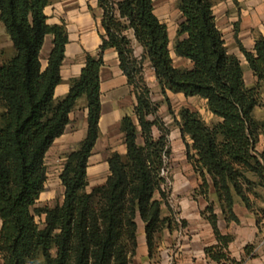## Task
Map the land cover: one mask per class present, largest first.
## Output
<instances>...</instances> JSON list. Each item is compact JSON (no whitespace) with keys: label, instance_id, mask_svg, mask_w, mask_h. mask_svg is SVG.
Listing matches in <instances>:
<instances>
[{"label":"trees","instance_id":"16d2710c","mask_svg":"<svg viewBox=\"0 0 264 264\" xmlns=\"http://www.w3.org/2000/svg\"><path fill=\"white\" fill-rule=\"evenodd\" d=\"M48 4L49 0H0V22L14 50L0 64L3 264H132L139 222L145 225L150 254L157 235L173 230L171 217L162 216L167 198L162 172L171 155L169 130L144 76L146 62L164 96L171 92L203 99L218 119L208 124L199 112L183 108L179 113L178 127L187 160L201 179V194L208 201L213 186L227 222H239L236 197L252 210L250 196L264 189V120L254 117L255 109L263 107L264 37H256L253 51L238 42L257 78L248 87L240 60L229 53L216 24L212 0H177L182 21L173 51L189 60L190 68L175 66L168 26L156 15L153 0H97L103 11L102 43L96 55L86 53L80 75L71 79L67 95L57 101L69 36L64 24L49 25ZM130 30L143 48L140 59L134 56ZM47 35L53 36V47L43 68L41 50ZM110 48L117 52L136 104L133 114L121 120L126 154L109 155L106 182L88 193V163L99 138L101 69ZM80 98L87 101L88 127L59 175L65 189L63 202L34 209L48 181L47 152L65 133ZM204 213L219 242L206 254L216 262L228 261L223 250L233 237L220 233L212 203ZM36 215L45 216L43 229Z\"/></svg>","mask_w":264,"mask_h":264},{"label":"crops","instance_id":"0c3cea01","mask_svg":"<svg viewBox=\"0 0 264 264\" xmlns=\"http://www.w3.org/2000/svg\"><path fill=\"white\" fill-rule=\"evenodd\" d=\"M153 1L156 15L168 26L169 47L174 64L183 65L185 68L192 67L189 60L177 57L173 51L178 23L182 21L181 13L176 9L179 21L175 26L170 27L169 19L157 14L156 0ZM166 2L168 9H171L177 0H166ZM212 2L216 24L223 34L229 53L240 60L245 83L248 87H253L257 83V78L241 52L238 42L247 50L253 51L256 37H264V0H212ZM45 14L49 25L64 24L69 36L65 60L61 67L63 82L57 86L55 91V100L58 101L67 95L71 79L80 75L85 65L86 53L92 55L98 53L102 43L101 35L105 33L101 23L103 11L98 7L97 0H49ZM130 37L135 39L132 30ZM52 42L53 36L47 35L41 50L43 68L47 66V60L53 47ZM141 50L143 52L142 47ZM13 53L14 50L10 57ZM104 61L101 69L102 108L99 138L89 158V184L90 182L99 183L102 178L109 176L107 159L112 152L126 154L124 135L120 125L125 115L133 114L136 104L132 88L120 68L117 52L112 48L107 49L104 53ZM169 93L171 92H167ZM176 95L184 96L183 94ZM262 97L264 101V92ZM201 100L205 103L209 119L217 121L218 119L208 111L206 101ZM262 114V107L255 109L256 119H262ZM87 115V101L85 98H80L75 109L70 113V123L65 133L56 139L47 152L46 164L50 160L55 167L58 165H60L59 168L63 167L64 155L75 150L85 138L88 127ZM186 164V173L180 170L172 172L173 193L170 199L171 204L173 201L178 203L176 221L180 224L179 228L165 229L159 235L153 252L150 254L145 225L139 222L138 248L132 264H264V189L259 188L257 195L250 196L252 210H249L238 197L235 198L234 212L239 222H227L219 206L215 209L220 233L223 236L233 237L232 242L223 250L228 254L229 260L216 262L206 254L207 248L217 246L219 243L204 213L209 203L204 197L195 196L194 190L200 185V180L192 171V166L189 163ZM89 186L87 187L88 193L94 188L89 190ZM64 191L63 187V193ZM43 194L44 192L41 196ZM215 198V190L211 185L210 199L213 201ZM169 214V210L163 206L162 216L166 217ZM1 226L0 219V229ZM0 264H3L1 257Z\"/></svg>","mask_w":264,"mask_h":264},{"label":"rangeland","instance_id":"374dc122","mask_svg":"<svg viewBox=\"0 0 264 264\" xmlns=\"http://www.w3.org/2000/svg\"><path fill=\"white\" fill-rule=\"evenodd\" d=\"M166 3H167L166 0H156L157 14L162 18L169 19V25H170V27H173L179 21V14L176 10L177 9V2H176V4H173L171 9H168ZM130 31L127 32V35L133 42L134 56L136 58L140 59L141 55L143 53L141 50V46L136 42L135 39L131 38L132 36L130 37ZM12 52H13V48H12V44L10 42L9 36L6 33L4 26L0 22V62L9 58L10 55L12 54ZM175 66L178 68H185V67H183V65L176 64ZM144 76L146 78L147 84L151 88L154 101L159 103V105H160L159 115L162 118L163 122L165 123L167 129L169 130V145H170L171 155L167 159L166 169L162 172V175L165 178V182L162 185V188L164 189V191L167 195L165 204L163 206L166 209H168L170 212L169 216L172 219L173 229L179 228L178 226L180 224H178L176 221V216L178 213L177 209L179 208L178 203H177V201H173L171 204V199H170L171 195L173 193V187H172L173 175H172V172L174 170H178V171L180 170L181 172L186 173V171H187L185 169V168H187L186 163H189L187 160V155H186V146L182 140L180 129L178 127V121H180L179 113L183 108H188L192 111L199 112L200 115L202 116V118L208 124L215 122V121H212L211 119H209V115L207 114V110L205 108V103L201 99L185 98V96L176 95V94H172V93H169V94H167V96H164L162 93L161 87L159 86V84H158V82L154 76L153 69L151 68L150 64L147 62L144 64ZM262 112H263V114L261 116L262 119H257L258 121L264 120V101H263ZM154 133L156 136L159 135V132L157 129H155ZM139 142L141 143L142 140L139 139ZM117 146H119V144ZM262 147H263V140H261L259 145H258L259 150H261ZM75 150H73V151H75ZM73 151H71V152H73ZM71 152H69V153H71ZM69 153H66L63 157L64 158L63 167L66 163L67 155ZM46 165L48 167V181L46 184V185H48V188L45 189L44 194L40 197V199L38 200L34 209L35 208H43L46 206L54 207L56 205H60V204H62L63 199H64V197H63L64 196L63 185H62L61 180L59 178V175H60L63 167L59 168L60 165H58V167H55V165L52 164L50 162V160L47 161ZM192 169H193V167H192ZM192 171L195 173L194 169ZM188 172H189V170H188ZM105 175H106V173H105ZM195 176H197V178L200 180V184H201V179L199 178V176L197 174ZM107 177L105 176L104 178H102V180L99 183H91L90 182V184H89L90 186L88 189L91 190L92 187H97V186L103 185L106 182ZM105 178H106V180H105ZM52 192H53V194H52ZM194 194H195V196L197 195V196H202L205 198V196H203L201 194L199 188L194 190ZM51 195H53L52 196L53 198L51 197ZM205 199H207V198H205ZM215 199L213 201H211L210 194H209L207 202L212 203L216 209V208H218L219 205H217V203H218L217 198H215ZM34 209L32 210L33 213H34ZM44 219H45V216L36 215V221L39 224L41 229H43L45 227ZM182 224H183V221H182ZM161 233H159L157 235V239ZM43 261H44V259L41 258L40 263H42Z\"/></svg>","mask_w":264,"mask_h":264}]
</instances>
